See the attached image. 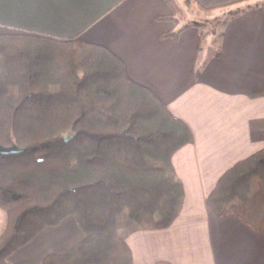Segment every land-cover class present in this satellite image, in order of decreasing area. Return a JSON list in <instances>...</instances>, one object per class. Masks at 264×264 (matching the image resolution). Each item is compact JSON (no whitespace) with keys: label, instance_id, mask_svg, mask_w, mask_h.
<instances>
[{"label":"trees","instance_id":"trees-1","mask_svg":"<svg viewBox=\"0 0 264 264\" xmlns=\"http://www.w3.org/2000/svg\"><path fill=\"white\" fill-rule=\"evenodd\" d=\"M190 141L106 47L0 34V264L68 217L84 238L41 264H132L118 217L142 231L174 223L183 187L171 157ZM205 202L264 233V148L226 170Z\"/></svg>","mask_w":264,"mask_h":264},{"label":"crops","instance_id":"crops-1","mask_svg":"<svg viewBox=\"0 0 264 264\" xmlns=\"http://www.w3.org/2000/svg\"><path fill=\"white\" fill-rule=\"evenodd\" d=\"M182 1L176 11L165 0H0V34L106 47L190 131L171 157L183 187L177 217L163 229L127 226L132 264H264V233L205 202L226 170L264 148V5L252 7L264 0ZM189 12L203 23L181 24ZM83 238L68 217L8 262L41 264Z\"/></svg>","mask_w":264,"mask_h":264},{"label":"rangeland","instance_id":"rangeland-1","mask_svg":"<svg viewBox=\"0 0 264 264\" xmlns=\"http://www.w3.org/2000/svg\"><path fill=\"white\" fill-rule=\"evenodd\" d=\"M177 4L179 6L183 7V1L182 0H176ZM219 15V13H216L214 15ZM213 15V16H214ZM212 16V17H213ZM203 19L199 16V14L197 15H191L190 12L188 13H184V18L181 21V24H186V23H190V22H201L203 23ZM212 23H210L211 26ZM1 215L4 216V213L0 210ZM4 221H5V216H4ZM133 225L131 220H129L127 214L124 212L122 213L119 217H118V223H117V228H118V233L122 236H124L126 234L125 230H127V226ZM4 228V227H3ZM1 234V233H0Z\"/></svg>","mask_w":264,"mask_h":264},{"label":"water","instance_id":"water-1","mask_svg":"<svg viewBox=\"0 0 264 264\" xmlns=\"http://www.w3.org/2000/svg\"><path fill=\"white\" fill-rule=\"evenodd\" d=\"M4 152H5V153H7V152H8V153H11V152H16V151L14 150V148H11V149L5 150Z\"/></svg>","mask_w":264,"mask_h":264}]
</instances>
